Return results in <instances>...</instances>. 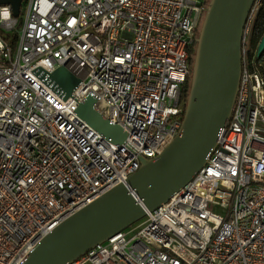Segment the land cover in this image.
<instances>
[{"label":"built area","instance_id":"obj_1","mask_svg":"<svg viewBox=\"0 0 264 264\" xmlns=\"http://www.w3.org/2000/svg\"><path fill=\"white\" fill-rule=\"evenodd\" d=\"M208 1L21 0L17 17L0 4V264H21L177 135ZM262 1L243 23L234 103L204 165L69 264H264V74L252 48ZM60 66L81 80L64 101L35 72ZM87 94L122 144L76 116Z\"/></svg>","mask_w":264,"mask_h":264},{"label":"water","instance_id":"obj_2","mask_svg":"<svg viewBox=\"0 0 264 264\" xmlns=\"http://www.w3.org/2000/svg\"><path fill=\"white\" fill-rule=\"evenodd\" d=\"M254 0H209L197 40L187 101L177 135L152 160L91 204L63 220L21 264H69L93 246L138 222L184 187L204 165L219 131L230 116L240 76V37ZM21 0H0L18 16ZM264 53V34L255 50ZM37 76L63 101L81 83L64 66ZM87 94L76 116L105 139L122 144L124 131L95 110Z\"/></svg>","mask_w":264,"mask_h":264},{"label":"trees","instance_id":"obj_3","mask_svg":"<svg viewBox=\"0 0 264 264\" xmlns=\"http://www.w3.org/2000/svg\"><path fill=\"white\" fill-rule=\"evenodd\" d=\"M20 22L18 23L17 27H19ZM264 34V1H262V6L259 11V14L257 16L255 26H254V35H253V43H252V48L253 50H256V46L262 36ZM193 52H194V44L190 47L189 50V65H190V70L192 69V58H193ZM255 63L258 68V70L264 74V53H262L258 58H255ZM191 74V71H190ZM189 82H190V75L186 80V83L183 87L182 90V98L186 100L187 94H188V89H189Z\"/></svg>","mask_w":264,"mask_h":264},{"label":"rangeland","instance_id":"obj_4","mask_svg":"<svg viewBox=\"0 0 264 264\" xmlns=\"http://www.w3.org/2000/svg\"><path fill=\"white\" fill-rule=\"evenodd\" d=\"M208 2H209V1H208ZM204 14H205V12L203 13V15L200 16L199 23H198V26H197V30H196V33H195V35H196V37H195V41H196L197 38H198V35H199V31H200V27H201V23H202V20H203ZM19 26H20V25H19ZM195 41H194V52H195V47H196V43H195ZM194 52H193V58H194ZM193 58H192V62H193ZM189 85H190V82H189ZM188 92H189V89H188ZM187 97H188V94H187ZM187 97H186V100H184V99L182 98V102H183V111H184V109H185V104H186V101H187ZM183 114H184V112H183Z\"/></svg>","mask_w":264,"mask_h":264}]
</instances>
